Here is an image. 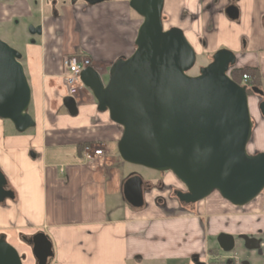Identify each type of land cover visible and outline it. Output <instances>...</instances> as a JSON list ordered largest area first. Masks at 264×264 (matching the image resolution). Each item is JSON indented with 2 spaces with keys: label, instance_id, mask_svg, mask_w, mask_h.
<instances>
[{
  "label": "crops",
  "instance_id": "0c3cea01",
  "mask_svg": "<svg viewBox=\"0 0 264 264\" xmlns=\"http://www.w3.org/2000/svg\"><path fill=\"white\" fill-rule=\"evenodd\" d=\"M130 1L90 6L73 0H0V27L24 25L13 45L22 54L32 91L29 114L36 123L20 134L11 122L0 120V169L6 190L13 193L0 203V236L13 247L18 243L14 248L27 256L24 264L37 263L23 238L41 232L53 244L49 264H193L194 254L206 257V236L227 221L233 226L225 230L233 232L235 222L240 232L251 229L247 220L231 217L232 205L220 200L209 209L210 231H203L192 214L133 210L123 194L125 207L118 218L110 215L109 196L117 181L110 180L109 169L122 160L118 142L123 128L109 113L98 111L84 86L73 96L78 114L70 115L64 106L70 97L64 61L71 55L90 59L108 83L112 65L136 49L143 21ZM232 5L239 10L238 21L225 16ZM166 16L197 30L190 38L185 35L190 43L201 37L206 55L228 49L237 58L234 68L257 69L264 91V0H165ZM31 27H40L41 34L32 35ZM87 147L100 148L104 155L90 162Z\"/></svg>",
  "mask_w": 264,
  "mask_h": 264
},
{
  "label": "water",
  "instance_id": "95a60500",
  "mask_svg": "<svg viewBox=\"0 0 264 264\" xmlns=\"http://www.w3.org/2000/svg\"><path fill=\"white\" fill-rule=\"evenodd\" d=\"M73 1L94 6L112 0ZM130 7L143 19L135 52L112 65L108 83L92 67L80 76L96 99L98 111L109 113L123 128L118 142L121 159L158 173H172L188 190L177 194L186 204L218 193L234 207L250 205L264 193V152L248 151L255 129L248 91L263 99L264 91L241 86L230 77L237 58L228 49L217 51L197 76L189 75L197 53L182 29H165V0H131ZM225 14L231 21L240 16L235 6ZM29 31L41 34L40 27ZM31 101L22 54L0 39V120L11 122L20 134L35 128L29 114ZM64 106L77 116L73 97L65 98ZM258 109L264 119V100ZM144 184L137 174L123 183L124 200L133 210L145 209ZM6 186L0 169V203L12 198ZM23 242L31 247L37 264H49L54 258L52 241L45 233L23 238ZM219 242L226 252L234 249L233 236L221 235ZM26 260L6 236H0V264ZM193 262L198 264L196 259Z\"/></svg>",
  "mask_w": 264,
  "mask_h": 264
},
{
  "label": "rangeland",
  "instance_id": "374dc122",
  "mask_svg": "<svg viewBox=\"0 0 264 264\" xmlns=\"http://www.w3.org/2000/svg\"><path fill=\"white\" fill-rule=\"evenodd\" d=\"M141 21H143L142 18L139 20V23ZM178 25L179 24H175L169 16L165 17L164 27L166 30H169L174 27L179 28V26H182L185 28L184 33L189 35V38L193 36L192 34H194L195 32L196 34H199L197 30L192 29V27L189 25L187 26V23L182 24V25L180 24L179 26ZM23 27L24 25L21 23L19 26L17 25L13 26V29L9 25H3L2 27H0V39L6 42L13 49H16V46L13 45L14 44L13 40H14V37L19 33V31H21V28ZM202 41L203 39L199 37L196 43H191L193 48L196 47L197 49H199V52H196L197 53L196 66L191 72H189V75L191 76H197L199 74V70L202 67L208 66L212 61V56L206 55L202 50H200ZM258 103H259V99L255 95H252L250 97V109H251L252 116L254 117L253 119H254L255 129H254L253 140L248 147V151L250 154H255L257 152L264 151V119L259 112ZM109 170H111L113 173V179H110V180L117 181V184L116 182H114V186L112 187V191L109 196L110 215L114 216V218H118L119 213H121V208L125 207L124 200L122 197V186H123L124 181L129 176H131L132 174H137L140 177H142L145 182L146 181L154 182L164 177V180L167 181L168 183L173 180V177H175L172 173H158V172H155V171H152V170L140 167V166L130 165L128 163H125L122 160H119V162L115 164ZM175 185L180 186L178 183ZM169 189L170 188L167 187V190ZM172 197L173 196H169L168 191L162 192V193L159 191L149 192L146 196V204H147L148 209L149 208L155 209L157 208L156 201L158 199H163L164 202H167L169 207H174L178 209V205L175 202H173ZM219 200L225 201L220 196V194L214 193L208 200L210 202L206 203L205 205L202 204L203 206H198V209L202 208V210L205 209V211H208L209 209H211V205L213 204L216 205ZM260 206L262 207L261 209H260ZM221 210L222 208L221 209L218 208V210H215V211L221 212ZM215 211H213L214 213H211L213 216H217L219 214L218 212H215ZM228 212H229L228 214L231 215V217L234 216V217H239L241 219L247 220L248 222H246V225L247 224L251 225L250 231L249 230L247 231H249L250 233L255 232L256 228L254 227V224H256L257 220L263 221L262 225H264V193L251 206H246L241 209H237L235 207L230 206ZM179 214L180 213H178V215ZM235 221L236 220L233 219V222ZM237 223L238 222H235V224ZM238 231L240 230H237V232ZM209 244L211 245V247H214L217 245L216 240L213 239L212 237L209 239ZM13 245L15 248L18 247V243H13ZM224 255L231 256V259H229V261H233V264H235L237 260L247 261V262L250 261L251 264H264V254L262 256L256 255L253 252L244 249L240 241H236V246H235L233 253L231 254L226 253ZM234 259H235V263H234ZM225 260H223L222 264H229V262ZM174 264H178V262H175Z\"/></svg>",
  "mask_w": 264,
  "mask_h": 264
},
{
  "label": "flooded vegetation",
  "instance_id": "af4514ba",
  "mask_svg": "<svg viewBox=\"0 0 264 264\" xmlns=\"http://www.w3.org/2000/svg\"><path fill=\"white\" fill-rule=\"evenodd\" d=\"M227 8H229V7H227ZM225 11H226V9H225ZM225 16H226V14H225ZM255 96L259 99V103L264 100L262 97H260L258 95H255ZM177 183L180 186H176L175 184H177ZM167 187L170 189L167 190ZM156 191H159L161 193L168 191L169 196H173L172 197L173 202H175L178 205V209L174 208V207H169L167 202H164L163 199H158L156 201L157 202L156 203L157 208H159L162 212H164L168 215H172V216H177L178 213H180L179 215L184 214V213L192 214L195 216L196 219L199 220V226L203 231H210L211 230V228H210L211 221L208 220L209 219L208 213L210 211L209 210L205 211V209L202 210V208L198 209V206H203L202 204L205 205L212 195L209 198L205 199L204 201L198 202L196 204H186L184 202H181L178 195H177L178 192H181L182 194H186V193H188V190H187L186 186L175 177H173V180L169 183L164 180V177L161 179H158L157 181H154V182H151V181L145 182V184H144L145 198L149 192H156ZM235 208H237V207H235ZM145 209H148L147 204L145 206ZM237 209H241V208H237ZM202 212H203V214H202ZM218 216H221V215H218ZM262 224H263V221L257 220L256 224H254V227L256 228L255 232L246 233V232H240V231L234 232L236 229L239 230L241 227L237 223L234 225V228H236V229H234V231L231 232V231L225 230V229H230L231 226H233L232 223L227 221L226 223L221 225V227L223 228L222 230L217 231V233H215L214 235L206 236V257L202 258L201 255L194 254L191 257L192 263L194 264L193 261L196 259L198 264H222L223 260L226 259L225 261L229 262V264H233V261H229V259H231V256H227L224 254L233 253L235 246H236V241H240L242 243L244 249L251 251L256 255L262 256L264 254V225H262ZM224 234L233 236V238H234V249L231 252H226L220 245L219 237L221 235H224ZM211 237L216 240L217 245L214 247H211V245L209 244V239ZM246 245L248 247L259 246V248L255 249V250H251V249L247 248ZM234 263H235V259H234ZM235 264H251V262L250 261L247 262V261L237 260V262Z\"/></svg>",
  "mask_w": 264,
  "mask_h": 264
},
{
  "label": "built area",
  "instance_id": "2783aa9c",
  "mask_svg": "<svg viewBox=\"0 0 264 264\" xmlns=\"http://www.w3.org/2000/svg\"><path fill=\"white\" fill-rule=\"evenodd\" d=\"M64 66L66 69L65 82L68 86L69 95L73 97L78 93L80 88L84 86L81 82L80 76L85 69L92 67V61L87 58L73 55L65 59ZM249 80L250 77L244 75L243 86H247L250 89V86L248 85ZM103 155L104 152L100 148L87 147L85 149L86 159L90 162H94L96 158L102 157Z\"/></svg>",
  "mask_w": 264,
  "mask_h": 264
},
{
  "label": "trees",
  "instance_id": "16d2710c",
  "mask_svg": "<svg viewBox=\"0 0 264 264\" xmlns=\"http://www.w3.org/2000/svg\"><path fill=\"white\" fill-rule=\"evenodd\" d=\"M244 75H248L250 77V80L248 82V85L250 86V88H253V87L260 88L261 87V75L257 69H253V68L236 69V68H233L230 71V77L236 83H238L241 86L244 85V83H243ZM248 94H249V96L254 95L251 90L248 91Z\"/></svg>",
  "mask_w": 264,
  "mask_h": 264
}]
</instances>
